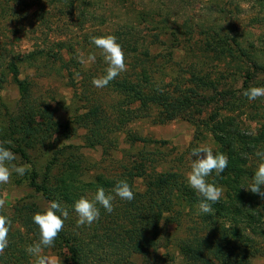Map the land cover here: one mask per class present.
Listing matches in <instances>:
<instances>
[{"label":"trees","instance_id":"1","mask_svg":"<svg viewBox=\"0 0 264 264\" xmlns=\"http://www.w3.org/2000/svg\"><path fill=\"white\" fill-rule=\"evenodd\" d=\"M57 1L67 2L84 12L93 8L96 0ZM136 29V26L128 27L116 37L125 56L136 64L133 68L137 73L135 79L131 74H125L118 76L121 79L112 80L111 88L117 91L119 103L110 112L100 103L80 112V121H85L84 126L88 130L86 147L102 148L104 159L120 165L119 172L115 169V173L107 171L109 167L104 166L92 180H86L84 176L90 174L93 166L86 165L78 153L61 155L64 149L56 146L53 137L60 130L54 118L55 111L36 90L39 79L49 76L51 70L59 67V72H66L76 89V97L82 101L87 93L92 95L96 91L92 80L89 81L88 74L91 76L92 72L84 69V63L77 60L78 55L76 59L68 58L66 41L53 42L54 46L47 45L23 54L20 62H27L29 65H24L26 67H34L38 79L30 74L22 77L20 65H9L8 73H12V79L19 88L20 100L17 114L12 113L9 122L10 135L15 144L2 146L19 155L23 162L35 166L29 150L39 146L50 152L53 159L46 165L45 175L33 171L30 184L46 200L58 201L69 210L63 230L50 249H67L72 264H128L134 257L157 252L162 245L169 244L176 247L182 264H255L256 259L264 256V245L261 244L264 241V199L243 187L254 175L256 165L253 166L250 160L256 156L259 137L245 132L236 117L221 115L218 110V105L226 103L225 107L229 99L240 100L242 96L237 94L238 89L220 90L223 84L221 74L227 70L219 71L220 77L216 78L211 76V72L192 69L188 80L175 85L158 80L157 70L163 67L156 56L139 50L142 40L138 34L134 35ZM204 33L205 51H212L218 61L226 62L228 66L234 64L237 71L246 69L240 92L248 89L251 77L257 75L260 69L264 70L258 54L249 52L237 39L234 40L237 46H231L227 37L218 40L210 29ZM129 50L132 52L129 53ZM248 64L253 67H248ZM80 74L87 75L83 80L76 79V75ZM4 75L2 71L0 83ZM157 108L161 109L158 114L154 112ZM180 116H188L195 126L197 142L212 141L216 143L214 153L228 156L229 164L225 172L221 176L213 173L207 178L223 189L220 201L213 205V214L198 211L199 198L187 184L188 172L183 163H168L164 151L169 148V141L129 132L127 138L130 144L141 145L136 158L123 162L114 156L120 149L122 137L119 133L125 125L141 117L166 122ZM66 136L71 138L69 133ZM172 149L175 150L174 147ZM180 159L185 160L182 155ZM164 163L170 167L160 169ZM55 169L57 171L54 172ZM139 179L143 186L140 190L137 187ZM120 180H126L130 185L134 199L127 201L116 197L112 201L114 210L111 213L97 205L99 219L90 226L78 228L77 216L72 208L74 202L81 196L91 199L101 187L106 194L114 195L111 190ZM37 205L36 202L23 200L15 205L11 217L0 213L23 228V231L21 228L13 231L9 226L11 252L4 256V262L31 264L28 258L23 260L19 255L26 254V248L39 240V229L32 219L35 213L43 212ZM170 226L174 228L171 237L167 231ZM165 234L168 236L166 239ZM172 260L169 264L178 262L176 257Z\"/></svg>","mask_w":264,"mask_h":264},{"label":"rangeland","instance_id":"2","mask_svg":"<svg viewBox=\"0 0 264 264\" xmlns=\"http://www.w3.org/2000/svg\"><path fill=\"white\" fill-rule=\"evenodd\" d=\"M135 26L137 29L134 35L138 34L142 40L139 43L142 48L139 50L148 51L156 56L163 67L156 73L160 81L172 82L174 85L177 82H185L190 78L192 69L211 72V76L216 78L220 77L219 71L222 73L223 70H227L221 74L220 80L223 84L220 90L238 89L237 94L241 95L242 99H229L225 107L223 105L226 103L218 105L219 113L236 117L245 132L258 136L257 151L264 152V97L254 101L244 97L245 90L240 92V89L246 69L237 71L234 64L228 66L226 62L218 61L215 53L207 52L203 48L206 36L204 31L210 29L218 40L220 37H227V43L231 46L236 45L234 40L237 39L249 52L257 53L259 63L264 65L263 0H96L94 7L84 12L76 6L57 0H0V73L5 72L4 80L0 83V145H7L6 141H11V145L15 144L13 136L10 135L9 122L10 115L17 114L16 108L20 100L19 88L12 79V73L10 75L8 73L9 65L12 63L20 65L23 71L22 77L30 74L38 79L34 67H26L24 65H29L27 62H20L23 54L47 45L54 46L51 44L53 42L66 41L69 46L68 58L76 59L78 55L77 60L82 56L87 61L89 55H95L94 62L83 65L87 72L95 75L93 78L100 77L105 74L108 65L102 50L90 42V37L106 35L117 37L119 32ZM217 32L219 34H216ZM172 33L175 34L172 36ZM131 52L129 50V53ZM163 53L171 55L164 57ZM125 63L127 70L118 76L131 74L132 79H135L137 73H135L136 68L133 67L136 64L126 56ZM249 66L253 67L252 64H248ZM71 69L73 70L72 66ZM261 70L251 77L250 87H264V70ZM86 75H76V79L83 80ZM92 75L88 74L89 81L93 80ZM118 76L116 78L121 79ZM38 82L37 94L51 103V109L55 111L54 118L59 123L60 130L54 133L53 137L56 146L64 149L61 155L78 153L86 165L93 166L90 174L84 176L86 180H92L95 174L102 172L104 166L109 167L107 171L119 172L120 165L110 162L107 158L104 159L102 148L86 147L88 130L84 126L85 121H80V112L86 111L87 107L100 103L108 107L110 112L119 103L117 91L114 92V88H111L112 81L104 88L94 87L95 93L92 95L87 93L82 101L76 97V89L72 87L66 72H59V67L51 70L49 76L40 78ZM215 110L217 111V108ZM155 111L158 114L161 109H154ZM66 133H69L71 138H68ZM128 133L169 141V148L164 151L168 163L170 165L183 163V168L187 172L190 171V153L193 144L194 148L205 144L213 151L216 146L212 141L204 143L195 140V126L188 116H180L166 122H155L148 117H141L125 125L119 133L122 137L120 149L114 153V156L123 162L136 158L137 151L141 148V145L130 144ZM29 152L36 166L23 162L21 157L15 154L16 160L13 163L16 166H25L26 172L23 176L12 172L9 182L0 184V199L5 200V206L0 209V213H7L10 217L13 215L15 205L23 200L36 202L43 211L49 203L31 186L30 182L33 171L41 176L45 175V167L53 159L52 154L39 146ZM181 155L185 160L180 159ZM259 162L257 156L250 160L253 166H257ZM166 165L164 163L160 169L170 167ZM137 187L139 190L143 188L140 179L137 181ZM10 221L13 231L21 228L17 222ZM21 229L23 231V228ZM167 231L168 236L171 237L174 228L170 226ZM164 236L165 239L168 237L166 234ZM10 240L8 233V246L0 254V264H9L4 262V256L11 252ZM261 244L264 245V241ZM162 246L157 252L152 251L134 257L128 264H169L173 261L172 257H176L178 261L176 264H182L176 247L169 244ZM42 254L50 257L53 264H72L67 249L46 248ZM19 257L23 260L28 258L31 264L35 262V257L27 252L20 254ZM255 264H264V256L256 259Z\"/></svg>","mask_w":264,"mask_h":264},{"label":"clouds","instance_id":"3","mask_svg":"<svg viewBox=\"0 0 264 264\" xmlns=\"http://www.w3.org/2000/svg\"><path fill=\"white\" fill-rule=\"evenodd\" d=\"M90 42L98 49L102 50L104 60L108 67L105 74L94 77L92 84L96 88L106 87L110 81L114 80L121 72L127 70L125 54L122 46L117 42L114 35L92 36ZM95 55H89L87 61L81 56L80 63L94 62ZM249 101H254L264 97V87H249L243 92ZM5 143L10 144L11 141ZM259 157L254 175L247 186L246 191L257 194L264 199V152L257 151ZM15 154L8 148L0 145V184L9 182L12 172L23 176L26 172L25 166H16ZM228 156L223 153H214L210 146L201 144L191 150L190 171L186 175L188 186H190L199 198L198 211L204 214H213V205L220 201L223 189L214 182H209L208 177L215 173L221 176L228 167ZM112 194H106L104 188H99L94 196L89 199L81 196L77 199L72 208L77 216L76 226L82 227L91 225L100 217V210L97 205L102 206L108 213L113 212L112 201L119 197L121 200L131 201L134 199V192L126 180H120L112 188ZM5 206V200L0 199V209ZM69 217V210L58 201H49L47 208L43 212H37L32 219L39 229V240L26 248V252L35 257V264H53L50 257L43 255L45 248L54 246L58 234L63 230L64 222ZM11 221L5 215H0V254L8 246V233Z\"/></svg>","mask_w":264,"mask_h":264}]
</instances>
